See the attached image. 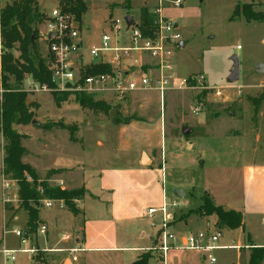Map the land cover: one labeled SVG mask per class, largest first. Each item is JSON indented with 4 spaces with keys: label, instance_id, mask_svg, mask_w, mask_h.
Instances as JSON below:
<instances>
[{
    "label": "rangeland",
    "instance_id": "1",
    "mask_svg": "<svg viewBox=\"0 0 264 264\" xmlns=\"http://www.w3.org/2000/svg\"><path fill=\"white\" fill-rule=\"evenodd\" d=\"M38 1L45 15H50L54 8L60 6V0ZM84 1L88 11L83 17L80 34L84 42L82 53L85 55L92 46L101 45L104 34L114 37L111 30L113 20H124L130 14L138 22L144 7L149 11L161 8L167 19L176 22L181 41L173 48L174 89L166 93L164 102L156 91L137 92L124 102H117L111 95L105 96L107 98L102 100L116 108L120 118L134 117L133 121H141L138 128L130 127L123 132H118L120 125L104 112L83 109L74 95H69L68 100L57 107L53 102L54 92L28 93L30 102L38 101V96L43 95L40 97L41 112L36 113L35 118L38 122L34 126L36 131L44 124L62 122L65 127L76 130L77 138L71 143L68 131L51 136L22 129L23 133L30 135L26 145L39 155L33 161L37 166L48 168L51 165L84 164L73 170L70 174L72 183L68 182L72 186H81L84 169L91 166L93 160L99 166L123 168L144 148L151 156L153 153L159 156V161L162 158L164 170L156 163L151 171L160 175L159 183L162 193L165 190L166 204L178 205V208H170V212L181 219L203 205L206 194L204 167L264 162V74L255 73L256 67L264 63V0H181L180 7L174 5L177 0ZM0 4L4 7L9 0H0ZM237 5L250 7L259 19L252 22L244 18L232 19ZM44 25L40 29H44ZM40 38L41 52L46 56L45 36L40 35ZM234 57L239 61L240 79L231 84L228 78ZM200 94L203 95L202 100L198 99ZM96 99L100 100L101 96ZM143 104L144 108L140 109ZM197 108L201 109L198 113ZM184 129H191L192 132L185 135ZM47 140L55 141L56 158L43 148ZM5 146V139L0 136V250L4 245L10 247L9 240L17 246L18 239L11 232L15 228H25L28 220L25 211L13 214L4 210L2 148ZM54 159L56 162H53ZM176 191H182L184 198H177ZM143 201L142 206L158 208L155 202ZM40 211V219L44 220L42 224L48 221L54 223L56 218L50 212L56 209L42 207ZM63 211L69 210L65 208ZM17 215L20 220L14 222ZM61 229L69 231L65 227ZM191 231L199 233L195 225L188 227V232ZM259 231H264V228L260 227ZM221 233V250L213 251L217 264H247L249 251L236 250L232 244L242 230L223 229ZM263 233L260 235L261 242H264ZM43 238L44 235H38L40 245ZM245 244H248L247 240ZM29 263L28 255L19 254L16 262H6L0 253V264Z\"/></svg>",
    "mask_w": 264,
    "mask_h": 264
},
{
    "label": "crops",
    "instance_id": "2",
    "mask_svg": "<svg viewBox=\"0 0 264 264\" xmlns=\"http://www.w3.org/2000/svg\"><path fill=\"white\" fill-rule=\"evenodd\" d=\"M13 1L9 0V4ZM38 3L40 2L38 1ZM1 8L3 7L0 4ZM158 9L164 15L161 8H157L154 11L150 10L149 12L154 13ZM46 15L48 16V14ZM40 33L41 37H44V29H40ZM40 41L41 38L39 39ZM133 58L139 64L143 59L144 63L147 64L144 70L152 66L153 62L145 56L141 57L139 54H135ZM120 71H123L122 65L120 66ZM136 71L138 69L132 70V72ZM35 86L36 84L27 76L22 87H24L26 92L32 93L30 90ZM133 95L135 93L128 97L130 98ZM41 96L43 95L38 96V101L32 100L30 102L36 105V108L33 109L35 118L36 113L41 112L42 109ZM105 96L108 95L101 96V99L107 98ZM144 106V104L141 105L140 109H143ZM139 123L141 121H132L129 124L118 126L117 130L118 132H123L130 127L138 128ZM37 125L38 122L36 124L32 123L27 126L17 127V131L20 134L27 136L23 141V146L27 149L29 155L23 159V162L29 164L36 170L40 180L44 179L49 170H64V173L55 176V178L60 179L64 183L65 187L63 189L72 190L83 188L85 190L84 198L80 200L77 208L80 210L78 216H74L69 211L59 209H56L53 213L50 212L51 215L55 216L56 220L52 224L51 221H46L47 223L44 225L49 227V232L42 239V245L38 241V236L36 237L35 243L37 247L42 249L70 247L73 245V242H62L61 238L64 235H71L84 248V252L80 254V260L77 264H133L141 256L149 252L153 253L152 264H204L201 253L184 249V239L190 233L194 234L192 231L190 233L188 232V227L192 225H195L199 229V233L207 232L213 234L217 231H223V229L219 230L217 227L218 219L216 216L200 217L196 214H190L189 216L177 219V216L173 214L172 230L177 236L175 246L164 259L160 257L157 251V245L155 243H158L159 229L152 227L151 221L158 224L160 222V216L157 214L153 218L148 217L147 212L155 208L142 206V202L146 199L152 203L155 202L156 207L160 208L166 201L165 190L162 193V187L159 183L160 175L158 176V172L151 171L156 163L164 170L162 158L159 161V156L154 153L151 156L147 150L141 148L133 160L123 168L112 165L99 166V163L93 160L90 163L91 166L88 165L84 169L81 186H72V184H68V182L72 183L70 174L73 173L75 168L84 164L73 163L67 166L51 165L48 168H40L33 162L36 158H39V155H36L26 145L30 139L29 133L27 134L21 131L27 128L28 131L31 129L43 135L56 136L60 131L67 130L45 131L40 127L36 131L34 126ZM68 137L70 140V135ZM51 139L53 138L51 137ZM70 142L74 143L71 140ZM54 143L55 141L48 142L47 140L43 146L47 150L46 152L52 154V157L57 155L54 150L56 149ZM143 155H145V162ZM54 160L53 162H56V159ZM202 171L204 188L206 193L215 202V205L223 208L228 207L230 211L240 213L243 217L244 226L238 229L242 230V233L236 235L237 239H233L232 244L237 248L236 250L241 251V249H244L249 251L246 255L248 264L250 247H264V242L260 241L261 232L264 231H259L260 227L264 228V162H253L238 166H206ZM41 172L44 174L42 175ZM182 198H184V193ZM19 220L20 217L17 215L14 218V222H18ZM58 227L60 229L63 227L68 228L69 231L61 229L58 232ZM248 227L250 228L247 230ZM73 229L76 231H72ZM64 230L65 232L61 233ZM152 232L155 238L152 237ZM222 238L223 235L218 244L219 250H221L220 243ZM245 240H247L248 244H245ZM8 244L11 248H15L14 246H16V243L13 245L11 240H9ZM44 255L49 264H64L69 260V257L64 254L52 253ZM36 262L34 260L33 263L29 264H36Z\"/></svg>",
    "mask_w": 264,
    "mask_h": 264
},
{
    "label": "built area",
    "instance_id": "3",
    "mask_svg": "<svg viewBox=\"0 0 264 264\" xmlns=\"http://www.w3.org/2000/svg\"><path fill=\"white\" fill-rule=\"evenodd\" d=\"M174 5L180 7L181 0H177ZM152 14L155 20L151 36L143 34L140 29V21L134 20V25L128 27L125 19L113 20L111 30L114 37L104 34L101 45L99 47L92 46L88 55H85L82 53L84 42L80 34L81 26L76 18L71 14L63 13L60 8L53 9L47 16L43 33L47 42V66L51 73L53 88L36 84L30 91L32 93L111 95L118 102L137 92L156 91L161 97V102H164L166 93L174 89L172 82L174 77L173 48L178 46L181 41V34L178 31L177 23L167 19L160 9ZM135 54L147 57L153 62L152 66L144 70L147 64L143 59L139 64L133 58ZM99 63L113 66V72L107 75H84L87 68ZM121 65L123 71H120ZM133 69H138V71L132 72ZM3 94L4 90L0 87V103ZM200 110L197 108L196 113ZM2 153H4V148H2ZM25 178L27 182H32L30 176L26 175ZM2 183L4 206L18 205L20 202L18 181L6 179L2 174ZM49 183H56L55 186L64 188V183L58 178L53 177ZM39 192L40 195H43L42 189ZM72 203L78 208L80 200L75 199ZM38 206L59 210L67 208L63 200L47 198L40 199ZM170 208H178V205L176 203L168 205L165 202L162 207L150 209L147 212L150 218L157 214L160 216V222L157 224L151 221V226L159 229L157 251L162 259L174 248L177 241V236L172 230L174 216L170 212ZM48 232V226L42 224L38 229L37 236H46ZM11 234L18 239L20 246L11 248L4 245L2 247L0 253L6 262H16L19 254H25L28 255L29 262L33 263L41 251L44 254L67 255L73 264H77L80 254L84 252V248L71 235H64L61 238L62 242H73L70 247L42 249L35 243L37 236L35 238L25 236L24 229L15 228ZM221 237L220 231L213 234L207 232L190 234L184 239V249L201 253L204 264H217L213 251L220 249L218 243Z\"/></svg>",
    "mask_w": 264,
    "mask_h": 264
},
{
    "label": "trees",
    "instance_id": "4",
    "mask_svg": "<svg viewBox=\"0 0 264 264\" xmlns=\"http://www.w3.org/2000/svg\"><path fill=\"white\" fill-rule=\"evenodd\" d=\"M63 13L73 15L81 26L83 17L88 11L84 0H60V7ZM233 18H244L247 22L257 21L258 15L250 10V7L237 5L233 11ZM47 16L40 10L38 0H14L0 9V87L4 90L2 102L0 103V136L5 139L6 146L3 153V175L6 179L18 181L20 202L18 205H6V212L17 213L25 211L28 220L24 228V235L35 238L38 229L42 225L40 219V209L38 201L40 199L63 200L69 212L74 216L80 214L72 203L73 200L84 198L85 190L62 189L49 183V181L62 173L64 170H49L44 179L40 180L36 170L23 159L29 155L23 146L26 135L20 134L17 127L32 124L35 121L33 109L35 103L27 104L29 94L22 86L25 78L29 76L35 84L46 85L53 88L51 73L47 66L48 54L44 56L39 45L40 27L46 22ZM155 17L144 7L140 15V29L146 36H151L154 29ZM113 66L99 63L89 67L84 72L85 76L107 75L113 72ZM191 83L190 79L188 80ZM69 95H74L77 103L83 108L94 112H104L112 117L118 125H125L132 122L134 117L122 119L119 117L116 108L111 107L97 96L88 94H73L54 92L53 102L60 107L68 100ZM203 95H198L202 100ZM115 112V117L111 112ZM45 131L67 130L70 140L76 142V130L72 127H65L62 122L47 123L41 126ZM32 178V182H27L25 176ZM43 190L40 195L39 190ZM190 214L200 217H217V227L219 230H238L243 228V217L235 211L225 212L223 207L215 205V202L207 193L203 199V205ZM14 217V216H13ZM248 264H263L264 247H250ZM153 256L149 252L141 256L133 264H149ZM35 261L41 264H49L43 252H39Z\"/></svg>",
    "mask_w": 264,
    "mask_h": 264
},
{
    "label": "water",
    "instance_id": "5",
    "mask_svg": "<svg viewBox=\"0 0 264 264\" xmlns=\"http://www.w3.org/2000/svg\"><path fill=\"white\" fill-rule=\"evenodd\" d=\"M125 21H126L128 27L134 25V19H133L132 16H127L125 18ZM181 46L184 47L183 44H181ZM232 62H233V66H232V70L230 72V76L228 78V82L231 83V84H234V83L238 82L239 79H240L239 61H238V59L236 57H234L232 59ZM255 73L256 74H264V63L259 64L256 67ZM27 104L28 105L30 104V101L29 100H28ZM111 116L115 117V112L114 111L111 112ZM33 124H36V122L34 121ZM183 132H184L185 135H188V134H190L192 132V130L191 129H184ZM143 159H144V162H145V155H143ZM175 195H176L177 198H180L181 199L183 197V192L182 191H176L175 192ZM224 211L225 212H229L230 211V208L225 207L224 208ZM64 264H72V262L69 261V260H67Z\"/></svg>",
    "mask_w": 264,
    "mask_h": 264
}]
</instances>
